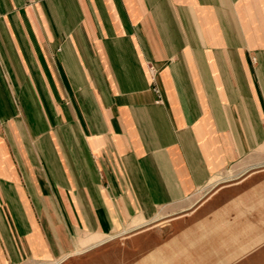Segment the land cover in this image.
Listing matches in <instances>:
<instances>
[{
	"label": "crops",
	"instance_id": "crops-1",
	"mask_svg": "<svg viewBox=\"0 0 264 264\" xmlns=\"http://www.w3.org/2000/svg\"><path fill=\"white\" fill-rule=\"evenodd\" d=\"M263 263L264 0H0V264Z\"/></svg>",
	"mask_w": 264,
	"mask_h": 264
},
{
	"label": "built area",
	"instance_id": "built-area-1",
	"mask_svg": "<svg viewBox=\"0 0 264 264\" xmlns=\"http://www.w3.org/2000/svg\"><path fill=\"white\" fill-rule=\"evenodd\" d=\"M152 70V68H150Z\"/></svg>",
	"mask_w": 264,
	"mask_h": 264
},
{
	"label": "rangeland",
	"instance_id": "rangeland-1",
	"mask_svg": "<svg viewBox=\"0 0 264 264\" xmlns=\"http://www.w3.org/2000/svg\"><path fill=\"white\" fill-rule=\"evenodd\" d=\"M264 264V263H263Z\"/></svg>",
	"mask_w": 264,
	"mask_h": 264
}]
</instances>
